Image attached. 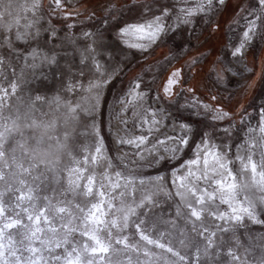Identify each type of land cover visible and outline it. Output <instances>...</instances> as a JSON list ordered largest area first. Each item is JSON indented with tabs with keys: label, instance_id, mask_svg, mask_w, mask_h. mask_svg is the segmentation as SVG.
<instances>
[{
	"label": "snow or ice",
	"instance_id": "obj_1",
	"mask_svg": "<svg viewBox=\"0 0 264 264\" xmlns=\"http://www.w3.org/2000/svg\"><path fill=\"white\" fill-rule=\"evenodd\" d=\"M0 264H264V0H0Z\"/></svg>",
	"mask_w": 264,
	"mask_h": 264
},
{
	"label": "rangeland",
	"instance_id": "obj_2",
	"mask_svg": "<svg viewBox=\"0 0 264 264\" xmlns=\"http://www.w3.org/2000/svg\"><path fill=\"white\" fill-rule=\"evenodd\" d=\"M45 4H47V0H45ZM167 53V49L166 48H162V49H158L157 50V56L158 57H162L163 55H165ZM115 123V122H114Z\"/></svg>",
	"mask_w": 264,
	"mask_h": 264
}]
</instances>
